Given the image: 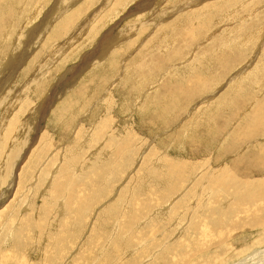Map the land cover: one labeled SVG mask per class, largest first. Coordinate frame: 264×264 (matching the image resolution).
<instances>
[{
	"label": "rangeland",
	"instance_id": "1",
	"mask_svg": "<svg viewBox=\"0 0 264 264\" xmlns=\"http://www.w3.org/2000/svg\"><path fill=\"white\" fill-rule=\"evenodd\" d=\"M263 32L264 0H0V264H224L188 228L264 180Z\"/></svg>",
	"mask_w": 264,
	"mask_h": 264
},
{
	"label": "bare ground",
	"instance_id": "2",
	"mask_svg": "<svg viewBox=\"0 0 264 264\" xmlns=\"http://www.w3.org/2000/svg\"><path fill=\"white\" fill-rule=\"evenodd\" d=\"M260 37H264V32L262 35H260ZM252 64H253V62L251 60V62H249L248 64L240 67L237 74H240V75L246 74L248 71H250V66ZM199 79H200L199 76L196 77L195 79H193V77H192V80L189 79L190 80L189 86L187 85V88H185L184 91H186V93L189 95L192 94L191 91L192 92L195 91V85L197 84ZM183 88H184V86H183ZM182 91H183V89H182ZM250 118L253 119V120H251V123H253L254 121L256 122V123H254V124H256V126L252 127V129H250V127H249V131L247 130V132H249L248 136H251V135L253 136V135H257V134H261V133H262V135H260V136H264V110H262L261 113L257 117H255V119H254V117L253 118L250 117ZM251 126H253V125H251ZM247 132H245V133L243 132V133L246 134ZM243 133L241 132L240 134H243ZM243 135H241V136H243ZM246 135L243 137H246ZM234 145L236 146V143H234ZM258 152H259V156L258 155L256 156L255 162L251 163V165L254 166V168L259 167V165L261 166V168H264L263 167L264 166V157H263L264 152H263V154L261 153L260 150H258ZM259 157H260V159H259ZM194 173H193V176H195ZM227 182H230L232 184V186H229L230 183H227ZM227 182L223 181L222 183H220L221 186H224L225 192L230 191L231 192L230 194L231 195L233 194L232 196L234 197L235 193L240 191V193H239L240 196L238 198H236L239 202V205H238L237 209H235L229 213V219H228V222L226 224L227 232H225L219 238L216 239L215 238L216 229H214L213 234H212V229H211V226L209 224L205 223L201 227V223H200V224L196 225L195 227L188 228V229H190L189 233L192 234V238L199 237L198 236L199 233L202 236L209 238V240H210L209 245H208L209 249L212 250V248H217V250H216L217 251L216 261L218 263L227 264V262H229L230 260L233 259L232 256H235L238 259V262L236 264H250V262L252 260H255V258L259 257L257 255H261L262 259L260 258L261 259L260 261H262V262H260V264H264V237L262 236V234H260V232H263V234H264V180H259V181H255V182L251 181V184L247 188L245 187V185L249 181L246 183V181L243 182V181H240V180H237L234 178L232 180H228ZM233 187H235L234 191L232 190ZM236 199L234 200V203H235ZM227 204L229 205V203H227ZM230 206L231 205L226 206V204H225L224 207L221 209V212L219 214L225 215ZM200 220H202V219H200ZM219 225H220V223L217 220L215 228ZM239 230L243 231L244 233L249 232V231H251V233H253L254 231H257V232L255 234L251 235L252 241L247 239V242L243 243V241L238 240L235 245H234V243L226 244L229 240L234 238L233 233L236 231H239ZM248 236H250V235H248ZM238 246H240V247L238 248ZM146 248H148V247H146ZM170 253H171L170 256H173L174 261L176 263H178L179 262V256H180L179 252L176 251V253H175L173 250ZM199 253L200 252H198V254ZM196 256H198V255L196 254L195 258H196ZM191 260L192 259H190L187 263H189ZM193 261H195V260H193ZM214 261L215 260L212 258H204L205 264H209V263H212ZM197 262H198V260H196L193 264H196ZM171 264H173L172 261H171ZM254 264H257V263H254Z\"/></svg>",
	"mask_w": 264,
	"mask_h": 264
}]
</instances>
